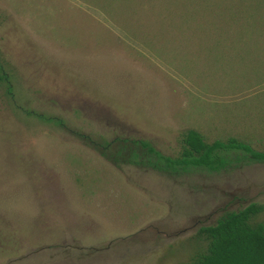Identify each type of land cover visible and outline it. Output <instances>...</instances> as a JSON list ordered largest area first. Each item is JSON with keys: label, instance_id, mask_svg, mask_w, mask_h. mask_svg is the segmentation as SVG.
<instances>
[{"label": "rangeland", "instance_id": "obj_1", "mask_svg": "<svg viewBox=\"0 0 264 264\" xmlns=\"http://www.w3.org/2000/svg\"><path fill=\"white\" fill-rule=\"evenodd\" d=\"M0 59V264H177L224 210L261 204L264 224V159L102 154L173 155L187 127L264 152V0H0Z\"/></svg>", "mask_w": 264, "mask_h": 264}, {"label": "trees", "instance_id": "obj_2", "mask_svg": "<svg viewBox=\"0 0 264 264\" xmlns=\"http://www.w3.org/2000/svg\"><path fill=\"white\" fill-rule=\"evenodd\" d=\"M0 85L4 94L12 99L9 74L1 59ZM115 139L120 143L112 156L102 152L112 162L120 160L169 173L194 169L215 171L241 156L264 159V152L255 150L245 140L235 136L207 140L193 127L180 131L179 148L173 155L162 153L146 139ZM124 148L130 150L126 157L122 153ZM261 209V204L249 202L239 209L222 211L213 223L199 225L193 236L205 242L204 248L177 264H264V224L253 220Z\"/></svg>", "mask_w": 264, "mask_h": 264}, {"label": "crops", "instance_id": "obj_3", "mask_svg": "<svg viewBox=\"0 0 264 264\" xmlns=\"http://www.w3.org/2000/svg\"><path fill=\"white\" fill-rule=\"evenodd\" d=\"M108 4V3H107ZM108 6V5H107Z\"/></svg>", "mask_w": 264, "mask_h": 264}]
</instances>
